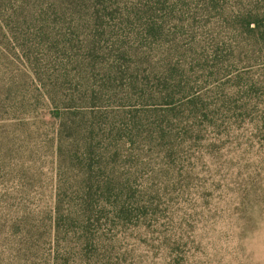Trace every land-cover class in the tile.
Returning <instances> with one entry per match:
<instances>
[{
  "label": "rangeland",
  "instance_id": "1",
  "mask_svg": "<svg viewBox=\"0 0 264 264\" xmlns=\"http://www.w3.org/2000/svg\"><path fill=\"white\" fill-rule=\"evenodd\" d=\"M92 6L0 0V264H264V0Z\"/></svg>",
  "mask_w": 264,
  "mask_h": 264
},
{
  "label": "trees",
  "instance_id": "2",
  "mask_svg": "<svg viewBox=\"0 0 264 264\" xmlns=\"http://www.w3.org/2000/svg\"><path fill=\"white\" fill-rule=\"evenodd\" d=\"M111 0H97V8L95 6H92V15H95V22H100V21H113L115 18V13L114 10H112V8L109 6V2ZM105 19V20H104ZM6 24H1L0 23V29H4V26ZM7 26V25H6ZM96 45V44H95ZM98 51L103 53V49L100 45H96L95 47ZM21 59H23L22 56H20ZM26 58L28 60H30L29 56H26ZM25 61V59H23ZM27 63V61H25ZM28 64V63H27ZM29 66V65H28ZM30 67V66H29ZM173 72V71H172ZM174 73V72H173ZM123 77H127L128 75H130L131 79H135L137 80L135 77H132V74H127L126 71H121L120 73ZM129 77V78H130ZM146 83H149L150 80L146 79L145 80ZM157 84H164L166 91L168 92L166 94V96H168L170 99H166V97H164L163 100H165L164 104L166 105H171L172 103L170 101H173L172 99L173 96L171 95V92L173 91L171 88V81H172V77L171 75H167L166 78H158L156 80ZM136 85L135 89H138V84L137 82L133 81ZM141 85L143 86L142 89H140V92L143 93H148L146 92V86H144L143 83H141ZM139 92V91H138ZM151 95V93H150ZM94 111V110H93ZM96 117V116H95ZM132 121V119H131ZM93 126V123H92ZM99 127H94L93 126V131H91V133H93L95 130H97ZM133 129L129 128L128 124H127V134L125 133V135L130 138V139H126V142H130L132 141V138L134 139V134L132 133ZM93 136L90 135L89 140H92ZM105 149H102V147L98 146V145H91V143H89V148L86 149V153L82 156L81 160L82 163L85 165V170H87V181H86V196L83 199V203H81V207L83 209L84 212V229H86L87 225L90 223V218L93 215L99 214L100 211H103V204L105 203V199H103V196H108L111 192V188L109 186V184L107 183V181H104L107 176L103 175V170L105 169ZM75 159V158H74ZM115 204L118 205L117 203V199L115 201ZM120 212H122V214L124 213V209H119Z\"/></svg>",
  "mask_w": 264,
  "mask_h": 264
}]
</instances>
